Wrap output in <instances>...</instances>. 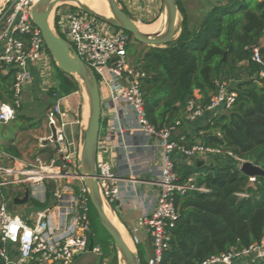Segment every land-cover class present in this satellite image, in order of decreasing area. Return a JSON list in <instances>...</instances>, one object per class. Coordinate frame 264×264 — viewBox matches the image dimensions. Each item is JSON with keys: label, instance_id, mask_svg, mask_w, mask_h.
<instances>
[{"label": "built area", "instance_id": "built-area-1", "mask_svg": "<svg viewBox=\"0 0 264 264\" xmlns=\"http://www.w3.org/2000/svg\"><path fill=\"white\" fill-rule=\"evenodd\" d=\"M38 0H0V71L7 67L15 69L11 87L12 103L0 102L1 128L15 119L16 111L22 106L24 91L31 86L32 72L42 78L49 66L46 48L40 32L31 22V9ZM54 7L50 28L70 44L79 59L94 73L97 80L101 118L106 137L98 138L96 157V179L103 197L109 205L120 197L123 183H141L156 189L152 208L145 212L139 222V230L150 238L153 257L146 264H157L169 248L170 230L178 219L174 206L175 195L188 192H204L196 187L190 177L180 182L174 172V154L184 158L193 166L212 156H230L221 148H211L196 143L185 147L173 140L176 130H182L180 121L155 131L145 119L141 93L144 72L131 58L128 45L131 39L122 31L113 33L109 25L88 15L72 4L65 10ZM75 8L78 11H70ZM51 16V15H50ZM50 24V23H49ZM64 37V38H63ZM251 60L259 66L255 82L264 87V45L252 48ZM45 70H47L45 72ZM237 94L226 83H218L215 93L205 105L199 99H191L185 108V122L206 121L230 109ZM7 106L12 115L4 119ZM47 127L55 129V142L59 150L55 157L44 160L36 156L30 161L19 160L5 152L0 145V264H10V249L17 253L18 264H72L73 260L88 253L89 199L79 170L80 147L74 151L65 133L66 123L59 101H55L45 112ZM139 136V137H138ZM48 140L54 149L50 133L39 140V147ZM155 140V144L150 141ZM143 148L144 160L159 152V171L154 179L140 181L135 176L138 165L131 163V156ZM114 153L115 161L111 156ZM61 156V157H59ZM234 158V157H233ZM240 170L244 161L234 158ZM139 161V158L137 159ZM140 172V171H139ZM256 177H248L249 185ZM77 188V190L74 189ZM28 189L29 195L44 208L29 212L21 218L9 211V194ZM244 198V193L235 194ZM133 251L140 243L130 239ZM98 248H93L97 253ZM264 235L260 242L248 248L212 256L201 264H263Z\"/></svg>", "mask_w": 264, "mask_h": 264}, {"label": "trees", "instance_id": "trees-1", "mask_svg": "<svg viewBox=\"0 0 264 264\" xmlns=\"http://www.w3.org/2000/svg\"><path fill=\"white\" fill-rule=\"evenodd\" d=\"M176 5L181 16L177 39L163 48L144 50L134 61L145 74L140 88L145 119L155 131L180 121L182 129L185 125L191 131H184L183 138L173 135L176 143L221 148L264 170V87L255 82L259 66L251 60L252 48L264 36V0L216 4L194 29L179 0ZM52 66L56 70L55 85L48 91L52 100L79 90L72 76L61 73L53 61ZM15 72L12 67L0 71V102L12 103ZM218 83H226L236 92L234 105L212 116L205 126L186 123L185 108L194 92L200 94L198 103L203 106ZM16 119L27 120L23 115ZM233 157L212 156L189 166L179 155L172 156L180 182L192 177L193 184L205 191L174 196L178 219L170 230L169 248L157 264H201L212 256L260 242L264 235V177H256L249 185ZM237 193L246 197L237 198ZM98 246L103 256H112L111 264H118L113 245L104 240L95 244L93 235V248ZM137 246L140 263L146 264Z\"/></svg>", "mask_w": 264, "mask_h": 264}, {"label": "water", "instance_id": "water-1", "mask_svg": "<svg viewBox=\"0 0 264 264\" xmlns=\"http://www.w3.org/2000/svg\"><path fill=\"white\" fill-rule=\"evenodd\" d=\"M70 0H38L31 9V22L40 32L43 44L48 52L51 60L54 62L56 68L63 74L72 76L83 88L88 99V119L86 128L83 131V139L80 145L79 155V170L80 175L83 177V184L87 191L89 202L96 213L99 224L102 229L109 236L117 255V262L119 264V256H121L124 264H141L137 253L132 252L122 236L116 230L115 226L110 222L107 216L101 209L100 201L103 198L109 208L112 210L115 218V211L111 205L108 204L106 199L101 193L100 186L96 179V157H97V143L100 132V116L101 104L97 80L91 69L83 63L76 55L72 47L64 39L57 36L50 28L49 18L54 7L58 4L67 3ZM111 13L116 22L106 21L99 16L93 14L85 8L76 6L81 11L93 16L109 26L127 33L132 36L133 40L140 45L150 48H163L166 45L175 41L181 29V16L176 5V0H162L163 8L159 15L161 18L165 15L166 18V32L154 37L142 34L136 23L124 12L123 7L116 0H107ZM178 16H180V23L178 31H176ZM195 120L192 124H197ZM206 122L202 123L205 126ZM50 135L54 142V153L59 150L58 144L55 142L56 134L55 129L50 127ZM181 130H176L174 136H181ZM49 141H43V145H48ZM61 157V156H59ZM202 162H199V164ZM240 171L247 177H264V170L252 165L249 162H244ZM29 192L25 188V193L22 199L14 198L13 202L23 205L28 201ZM148 258L153 257V250L149 237L145 239ZM93 251V235L90 232L88 253Z\"/></svg>", "mask_w": 264, "mask_h": 264}, {"label": "crops", "instance_id": "crops-1", "mask_svg": "<svg viewBox=\"0 0 264 264\" xmlns=\"http://www.w3.org/2000/svg\"><path fill=\"white\" fill-rule=\"evenodd\" d=\"M119 1L121 2V4L123 3L121 0ZM224 1L226 0H179L181 7L185 13V16L187 17L189 27L191 29H194L199 24L200 20L203 18V16L207 13V11L212 6L219 4L221 2H224ZM146 2L147 0H140L139 2L140 9H135L136 4L134 3V0H127L124 5L128 8L127 10L131 14V17L137 26L139 25L143 28H150L151 25L154 24L159 19V17L154 19V21H152L151 19L145 20L147 19V16L149 15L147 14L149 13V11L146 8V5H145ZM108 29L110 32H113V33L118 31V29L111 31L110 27ZM260 43L264 45V36H262ZM52 68L53 66H52V63L50 62V70L47 71L46 74L42 78L39 77V72H36V71L32 72L33 78L43 79L44 77H48L50 73L52 72L51 71ZM50 88H52V86ZM73 94L74 93L68 96H65L63 98L57 99V100H52V98L49 95L45 96L43 99L45 103H47L46 108H43V106L41 105L37 107L38 115L41 116L43 114L45 118V112L48 107H50L55 101H59L60 105H62L63 107L64 104L67 103V101L70 99V97ZM193 96L196 99H200V94L197 91L194 92ZM31 105H32V101L28 100L26 101L25 104H22V107L24 109L28 107L27 110L29 111V108L31 107ZM41 107L43 108V110ZM62 115H63V121L66 123V127H65L66 129L69 125H72L73 123H70V122L68 123L66 120H64L65 115L63 113ZM23 116L27 118V120H24L26 125H23L22 127H20L19 131H17L13 139H6V138L4 140L0 139L1 148L8 154L12 155L13 157L19 160H23V161H30L36 156L38 157L44 156L45 157V158L43 157L44 160H48L49 158L50 159L54 158L56 154L54 153V149L51 148V146L44 145L45 146L44 148L39 147V140L42 139L44 136H47L50 133V129L47 127L46 122H45V125L44 124L42 125L43 131H40L39 129H37V126L35 124L31 123L32 119L30 115L26 114ZM206 119L207 118L205 117L199 120L197 124L202 125L203 122H206ZM21 122H23V120H21ZM9 124L3 126L1 128V132H3V129H5ZM102 127H103V130L101 134L99 132L100 141L101 139L106 137L105 125L103 123H102ZM184 131H191V129L188 128V126L184 125L181 132L183 133ZM30 133H33V134L31 135ZM201 133L202 132H200L199 134ZM181 136H178V137H181ZM67 138H68L69 143L71 144L72 150L76 151L80 147V144L75 146V144L72 142L70 137L67 136ZM181 138H183V136ZM150 143L154 145L155 140H151ZM47 147L52 149L53 156L50 155L51 154L50 152H49L50 154L47 153L46 155H42V151L46 149ZM10 150L15 151L16 155L12 154ZM138 150L139 149H137L134 155L131 156V159H132L131 163L133 165H138L136 164L137 162L139 163L142 162V165L141 166L139 165L138 167H136L137 169H135L137 172V175L135 177L138 178L140 181L156 178L158 171H159V165H160L159 152L157 150L156 151L152 150L151 151L153 152L152 158H150L149 160H144L143 157L146 155L145 150L143 148H140L139 151L141 152H138ZM110 158L112 162L116 160L114 153L112 154ZM138 158H139V161L137 160ZM156 192L157 191L155 188H152L150 186H147L141 183H137L134 185H132L130 182L121 184L119 200L114 203L115 205L114 213L117 217V219L116 218L115 219L118 223L117 226L115 225L114 226L116 227L117 230H119L123 234L126 241L130 240L132 237H135L139 240V242H141L140 237H142L143 243L145 244L146 236L142 230H139V222H140L142 215L145 212H148L152 208L153 200L157 195ZM24 193H25V190L16 193L17 198L19 200L22 199L24 196ZM9 197H10V202L8 203L9 211L12 214L20 216L21 218H26L28 213L32 211L31 209L32 208L35 209V206H36L35 203H38L31 197V195H29L28 201L23 205L14 203L13 199L16 197H14L13 195L9 194ZM9 258H10V264H18L17 253L12 249H10ZM0 262H1V259H0ZM262 263L264 264V262Z\"/></svg>", "mask_w": 264, "mask_h": 264}, {"label": "rangeland", "instance_id": "rangeland-1", "mask_svg": "<svg viewBox=\"0 0 264 264\" xmlns=\"http://www.w3.org/2000/svg\"><path fill=\"white\" fill-rule=\"evenodd\" d=\"M83 1H89V0H83ZM116 1L120 4V6L123 7V9L126 12H128V10H127L128 8L124 5L127 0H121L123 2L122 3L123 5L121 4V2L119 0H116ZM136 1L137 0H134V3L136 4L135 9H140V6H139L140 0L137 2ZM66 4L67 3H62V5L58 9L61 11L65 10L67 8ZM145 5H146L147 10L149 11V13H147V14H149L148 15L149 17L147 16V19H145V20L151 19L152 21H154V19L159 17V15L162 11V8H163L162 0H147ZM68 9H70V11H78L75 8H68ZM128 14H129L130 18L132 19L131 14L129 12H128ZM52 17H53V15L51 14V16L49 18V20H50L49 23L52 22ZM179 23H180V16H178L176 31H178ZM115 29L116 28H114L113 26H110L111 31L115 30ZM146 49H147V47L140 45V44H137L133 40V38H131V42L128 45V51L130 53V56L131 57L133 56L132 59L134 61L137 59L136 57L140 56L142 54V52ZM132 51H134V55L131 54ZM50 62L52 63L51 59L49 60V66L47 68L48 71L50 70ZM47 70H45V72ZM51 71L52 72L50 73V75L48 77H44L43 79L33 78L31 86L28 87L24 91L23 98H22V104H25L26 101H28V100L32 101V105L29 108V111L27 110L28 107L26 109H24L23 107H20L15 113L16 114L15 116L26 115V114L30 115L31 119H32L31 123L35 124L37 126V129H39L40 131H43L42 125L43 124L45 125L46 120H45L43 114L41 116L38 115L37 107H39L41 105V106H43V108H46L47 103H45L43 98L48 95L49 88L51 86H54V84H55L54 80H55L56 70H55V68H52ZM43 108H42V110H43ZM60 108H61V112L65 115L64 120H66L68 123L69 122L73 123L72 125H69V126L67 125L68 127L65 129L66 136L70 137V139L75 144V146H77L78 144L81 145L82 139H83V131L86 128L87 119H88V111H89L88 99H87V96H86L83 88L81 87V85H79V90L70 97V99L67 101V103L64 104L63 107H62V105H60ZM13 121H15V122H13ZM13 121H12L13 123L10 122L11 124H9L5 129H3V132L0 133V139L1 140H4L5 138L6 139H13L14 136L16 135L17 131H19L20 127H22L23 125H26L25 121L21 122L20 120H17L16 117ZM102 130H103V127H102V123L100 122V134H101ZM30 134L32 135L33 133H30ZM139 150H138V152H141ZM47 153H49L51 156H53L52 149H50L49 147H47L46 149H44L42 151V155H46ZM74 189L77 190L76 187H74ZM38 209H40V208L38 206H35V209L32 208L31 210H32V212H34ZM27 211H29V210H27ZM88 219H89V229H90V231L93 232L95 244L98 243L99 241L104 240V241H107L110 245H113L110 238L106 234V232L100 226L98 218L96 216V213L92 209L89 210ZM140 238H141V242L139 243V246H137V248H140V251L142 253V258H143V260H146L147 249H146L145 244L143 243L142 237H140ZM97 248L99 250L97 253L92 252L90 254L89 253L83 254L82 256L77 257V259H74L72 264H111L112 256L111 255L103 256L102 252L100 251V247L98 246Z\"/></svg>", "mask_w": 264, "mask_h": 264}, {"label": "bare ground", "instance_id": "bare-ground-1", "mask_svg": "<svg viewBox=\"0 0 264 264\" xmlns=\"http://www.w3.org/2000/svg\"><path fill=\"white\" fill-rule=\"evenodd\" d=\"M67 3L72 4L74 6H79V7L85 8L86 10H89L93 14L99 16L100 18H102L106 21L116 22L114 16L111 13V10H110V7H109L107 0H89V1L70 0V2H67ZM138 28H139L140 32L146 36L154 37L156 35H161L162 33L166 32L165 15H163L154 24H152L150 28H143L139 25H138ZM100 206H101V209L104 212V214L110 220V222L113 225L117 226L118 223H117L113 213L111 212L109 206L106 204V202L103 198H101ZM117 231L122 236V238H123L124 242L126 243V245L128 246V248L133 252L131 241L130 240L126 241L123 234L119 230H117ZM119 264H124V262L121 259V256H119Z\"/></svg>", "mask_w": 264, "mask_h": 264}, {"label": "clouds", "instance_id": "clouds-1", "mask_svg": "<svg viewBox=\"0 0 264 264\" xmlns=\"http://www.w3.org/2000/svg\"><path fill=\"white\" fill-rule=\"evenodd\" d=\"M2 110L4 113H6V115L4 116V119H8L12 115L11 110L7 106H3Z\"/></svg>", "mask_w": 264, "mask_h": 264}]
</instances>
